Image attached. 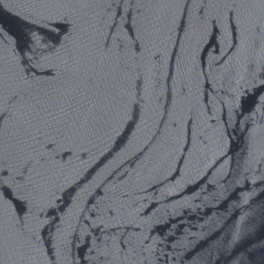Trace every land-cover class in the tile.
Here are the masks:
<instances>
[{
    "label": "water",
    "instance_id": "obj_1",
    "mask_svg": "<svg viewBox=\"0 0 264 264\" xmlns=\"http://www.w3.org/2000/svg\"><path fill=\"white\" fill-rule=\"evenodd\" d=\"M0 264H117L34 115L1 37Z\"/></svg>",
    "mask_w": 264,
    "mask_h": 264
}]
</instances>
